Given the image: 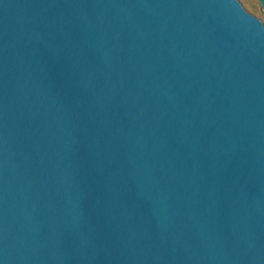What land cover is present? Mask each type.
Returning a JSON list of instances; mask_svg holds the SVG:
<instances>
[{"label":"water","instance_id":"95a60500","mask_svg":"<svg viewBox=\"0 0 264 264\" xmlns=\"http://www.w3.org/2000/svg\"><path fill=\"white\" fill-rule=\"evenodd\" d=\"M0 264H264V21L0 0Z\"/></svg>","mask_w":264,"mask_h":264},{"label":"rangeland","instance_id":"374dc122","mask_svg":"<svg viewBox=\"0 0 264 264\" xmlns=\"http://www.w3.org/2000/svg\"><path fill=\"white\" fill-rule=\"evenodd\" d=\"M254 13L264 21V11L260 8L257 0H242Z\"/></svg>","mask_w":264,"mask_h":264}]
</instances>
